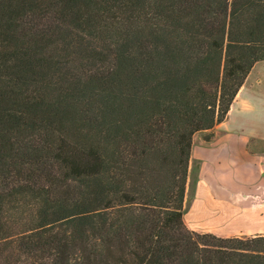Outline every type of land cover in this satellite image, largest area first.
Segmentation results:
<instances>
[{
    "label": "trees",
    "instance_id": "obj_1",
    "mask_svg": "<svg viewBox=\"0 0 264 264\" xmlns=\"http://www.w3.org/2000/svg\"><path fill=\"white\" fill-rule=\"evenodd\" d=\"M262 60L264 0H0V264H264L184 221Z\"/></svg>",
    "mask_w": 264,
    "mask_h": 264
},
{
    "label": "crops",
    "instance_id": "obj_2",
    "mask_svg": "<svg viewBox=\"0 0 264 264\" xmlns=\"http://www.w3.org/2000/svg\"><path fill=\"white\" fill-rule=\"evenodd\" d=\"M211 132L210 140L201 139L197 145L193 140L190 172L196 164L198 187L202 185L205 193L200 213L192 208L190 215L199 218L218 212V218L234 220L235 210L246 209L248 222L260 218L248 210L263 211L259 207L264 205V60L255 63L226 118ZM257 234L264 232L249 236Z\"/></svg>",
    "mask_w": 264,
    "mask_h": 264
},
{
    "label": "rangeland",
    "instance_id": "obj_3",
    "mask_svg": "<svg viewBox=\"0 0 264 264\" xmlns=\"http://www.w3.org/2000/svg\"><path fill=\"white\" fill-rule=\"evenodd\" d=\"M210 132H198L195 135V145H197L201 139H206L207 135ZM196 148V147H195ZM197 160V159H196ZM198 171L196 164H194L191 172L189 170V176H188V187H187V195L186 200L184 203V221L187 224L188 227L191 229L202 231V232H215L217 235L221 236H249L250 233L255 231H261L264 232V205L260 206L259 208L263 211H254L251 210L248 212L256 213V215L260 216V218H256L255 220H251V222H248L247 216L249 215L247 213L246 209L243 210H235L234 211V220H231L230 217L228 218H218L217 214L218 212L209 213L208 215H204L199 218H194L190 215L191 209L193 208L194 212L196 214L200 213L199 207H200V197L205 193V189L202 185L198 187ZM197 191V200L196 199V190ZM196 201L194 205L193 202ZM210 203V201H209ZM208 203H206V206ZM193 206V207H192ZM205 206V208H206ZM216 213V214H215Z\"/></svg>",
    "mask_w": 264,
    "mask_h": 264
}]
</instances>
